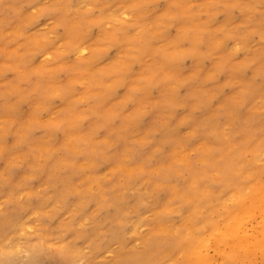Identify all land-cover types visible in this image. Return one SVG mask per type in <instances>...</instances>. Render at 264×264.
Segmentation results:
<instances>
[{
  "label": "rangeland",
  "instance_id": "rangeland-1",
  "mask_svg": "<svg viewBox=\"0 0 264 264\" xmlns=\"http://www.w3.org/2000/svg\"><path fill=\"white\" fill-rule=\"evenodd\" d=\"M212 116L222 125L214 130L218 141H196L191 129ZM76 132L98 147L107 141L109 155L122 144L116 136L134 146L153 181L155 157L164 164L177 139L192 160L206 157L207 142L214 143V157L229 143L234 149L224 151L229 155L223 163L232 179L239 175L246 185L247 169L264 165V0H0V217L27 208L19 214L22 227L9 222L7 236L15 235L20 251L46 236L50 251L79 248L85 257L80 264H127L141 254L142 238L156 239L160 232L148 200L128 215L122 243L89 260L90 249L71 233L94 229L111 209L98 205V185L91 182L83 203L87 219H76L79 194L47 180L52 159L46 153L59 162L72 150L69 135ZM149 145L158 147L154 156L146 153ZM93 173L105 186L123 182L103 163ZM218 175L212 173L213 182ZM90 176L84 169L82 177ZM257 180L264 184V175ZM119 190L126 194L121 209L130 213L135 190ZM245 204L241 264H264V209H255L258 200ZM170 219L178 223L176 214ZM130 227H136L134 234ZM211 240L207 257L226 264L222 254L233 239L222 245ZM155 250L141 254L139 264H181L177 254L168 258Z\"/></svg>",
  "mask_w": 264,
  "mask_h": 264
},
{
  "label": "bare ground",
  "instance_id": "bare-ground-1",
  "mask_svg": "<svg viewBox=\"0 0 264 264\" xmlns=\"http://www.w3.org/2000/svg\"><path fill=\"white\" fill-rule=\"evenodd\" d=\"M82 54V51H77L75 55L80 57ZM242 95L244 96L245 93H242ZM24 96L21 97V100L27 98ZM228 109L231 110V108ZM215 120L212 116L210 121L204 120L196 123L199 125L198 128H192L190 131L194 139L205 141L209 137L218 141L217 133L214 130L222 127V125L214 124ZM166 132L170 133V130ZM73 134L69 135L73 138V148L69 152L65 150V154L59 162L54 163L53 154L46 153V157L52 159L48 161L46 176L50 177L47 178L48 181L60 185L63 190L72 189L77 195L79 194L74 203L73 215L75 218L85 217L83 203L87 199L85 200L84 196H86L85 192L91 182H96L98 185L100 193L99 197L96 198L98 205L108 206L111 209L107 218L105 217L106 220L104 217L101 218L102 220L99 219L94 225V229H89L85 234L79 236L77 233H71V238L77 237L84 240L83 244L85 243V246L90 249L89 260L92 259V255L108 252L107 250L111 248L110 245L122 243L121 234L128 215L135 213L140 208L139 205H143L144 200H148V207H152V222L160 232H158V238L156 239H152L155 237L152 235L141 239L143 245L141 249L142 256L149 257L148 254L153 253L152 250L156 247L155 253L157 255L166 254L170 258V255L177 254L180 257L178 260L181 261V264H212L207 257V250L212 246L210 240L214 241L213 239H216L219 241L216 243L222 245V242L227 243L225 240L230 237L233 240L231 241L232 244L229 242L230 246L227 245L229 251L222 254L224 262L226 264H241L240 252L243 251V244L246 245V239L240 236L241 233L242 235L244 233L242 231V227H244V225L242 226V219L249 213L245 203L248 201L251 206L254 201L257 202L258 200L260 204L255 209L258 211L264 209V184L257 180L259 175H264L263 164L256 167L251 166L247 169L249 172L248 180L244 185L238 180L239 175L233 179L231 178L227 164L223 163V159L228 158L229 155H224V151L234 149L232 145L228 143L225 145L224 150L222 148L218 151L222 154L214 157L212 151L214 143L207 142L205 144L206 157L201 158L197 154L192 160L187 155L190 150L186 151L184 149L186 144L177 139L178 148H171L168 151L167 160L164 164L159 161V158L155 157L156 180L153 181L149 180L148 175L145 173L143 167L145 160L137 155L138 150L124 141L120 142L115 133L112 134V138L116 136V142L122 144L118 146V149L114 147L116 152L111 155L107 151L110 146V144L107 146V141L102 143V145L105 144V147H98L95 143L86 140V136H81L78 132ZM93 134L94 132H91V137H93ZM105 137L103 136V138ZM167 142L168 140H166ZM157 149L158 147L151 148L149 145L146 153L154 156ZM4 151H9V148H4ZM130 160H133V162H130ZM101 163L106 164L109 172L120 173L123 176L121 186L117 182H109L105 186L100 181L99 176L93 173ZM88 168L92 176L82 177L84 169ZM214 172L215 174L219 173L217 182H213L211 178ZM121 187L122 189L133 188L135 190L130 213L121 209L126 201L125 191L119 190ZM154 190L161 192L163 198H156V194L152 193ZM59 200L62 204L67 202L63 194H61ZM224 202H230L231 205L226 207L228 203L225 205ZM31 204L34 205L35 203ZM223 205L224 210L220 213L219 209ZM26 209L19 208L8 218L0 217V264H17L21 257L24 259V264H80L81 261L85 260V257L80 254V249H74L72 246L63 245L50 251L46 246V236L39 241L26 245L24 250L20 251L18 240L15 235L7 236L6 227L9 222H16L15 226L21 228L19 214ZM171 214L177 215L178 223L170 219ZM251 215L253 216V214ZM53 216L54 213L51 214L49 219ZM212 217L219 219L216 221ZM219 221L221 225L218 224ZM135 231L136 227H130L129 233L134 234ZM247 242H249L248 246H251L252 242ZM255 246L252 248H256ZM21 252L23 254L20 256ZM141 254L131 255L135 258H130L132 261L127 264H139L144 260ZM243 255L245 257V254Z\"/></svg>",
  "mask_w": 264,
  "mask_h": 264
}]
</instances>
